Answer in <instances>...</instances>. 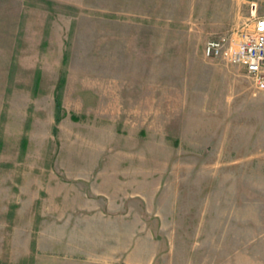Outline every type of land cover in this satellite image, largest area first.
Listing matches in <instances>:
<instances>
[{"label": "rangeland", "instance_id": "374dc122", "mask_svg": "<svg viewBox=\"0 0 264 264\" xmlns=\"http://www.w3.org/2000/svg\"><path fill=\"white\" fill-rule=\"evenodd\" d=\"M252 2L0 0V264L85 258L95 221L59 208L96 166L148 212L152 264H264V90L204 53Z\"/></svg>", "mask_w": 264, "mask_h": 264}, {"label": "crops", "instance_id": "0c3cea01", "mask_svg": "<svg viewBox=\"0 0 264 264\" xmlns=\"http://www.w3.org/2000/svg\"><path fill=\"white\" fill-rule=\"evenodd\" d=\"M61 1L70 3L75 2L77 5H80L87 0ZM90 1L93 3L96 2V0ZM43 30L44 26L37 24L34 28L35 33L34 35H30V39L33 40L34 37V42L40 44L43 41L42 39L45 34ZM63 41L64 39H62V42ZM37 50H39V52L42 51L40 46L35 48V51ZM261 106L264 107V102ZM259 141L264 142V135L257 136V134H254V156L260 154L261 152L264 154V147L263 149L257 147ZM118 167L96 166V168H92V171H94L92 177L97 183L96 189H93L96 191V194H94L95 196L91 198L88 197V195L86 197L80 195L78 196V200L75 202L72 200L70 201V203H74L71 204V206L63 205L59 208V210L63 212H69V209H73V211L80 213L81 215L79 216V219H83L82 222H86L85 226L95 221L89 228L96 229V245L92 249L86 250L87 254H85L86 252L84 251L83 256L85 258L77 260H45V262L39 264H152L154 262L158 254L156 249L154 251L150 248V245H148V227H143L141 221H138L142 220L143 215L147 216L148 212H143L138 209L134 210L133 205L132 208H130L131 211H129V206H127L128 199H118L116 195L125 194L130 190L126 189L125 186H119L120 188L118 189L114 184H109L111 181L117 182V178L121 176V174L117 173V170H119ZM84 175L87 177L91 176V174ZM134 195L140 196V190H136L134 193H131L129 197H133ZM46 198L48 199V197ZM33 202H37L35 197L33 198ZM118 209L121 210L120 214L115 213ZM127 212H129L128 215L125 214ZM155 215L163 218L164 212L157 211L155 212ZM117 216L122 218L118 219ZM30 223L36 225V222ZM116 240H119L120 247L115 249L114 244L117 243ZM34 264L38 263L35 261Z\"/></svg>", "mask_w": 264, "mask_h": 264}, {"label": "built area", "instance_id": "2783aa9c", "mask_svg": "<svg viewBox=\"0 0 264 264\" xmlns=\"http://www.w3.org/2000/svg\"><path fill=\"white\" fill-rule=\"evenodd\" d=\"M252 23L209 39L204 53L209 58L242 66L257 90H264V13L257 2L251 3Z\"/></svg>", "mask_w": 264, "mask_h": 264}]
</instances>
